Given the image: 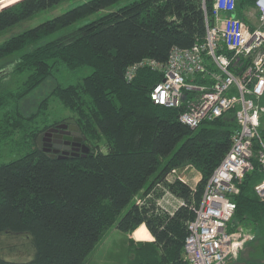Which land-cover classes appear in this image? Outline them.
I'll list each match as a JSON object with an SVG mask.
<instances>
[{
	"label": "trees",
	"instance_id": "1",
	"mask_svg": "<svg viewBox=\"0 0 264 264\" xmlns=\"http://www.w3.org/2000/svg\"><path fill=\"white\" fill-rule=\"evenodd\" d=\"M61 1L0 0V232H28L35 248L32 258L12 260L2 256L0 245V264H82L113 224L140 239H130L127 264H187V222L231 146L239 126L235 110L191 127L179 118L181 107L152 99L162 70L142 65L130 80L125 73L143 58L164 64L174 45L202 40L203 0H132L75 26L119 1L85 0L25 25ZM252 3L237 0L238 12L245 17ZM206 5L210 15L211 0ZM85 66L92 70L77 81L53 84L25 111L23 102L47 78ZM53 100L71 111L85 135V155L59 157L39 146L38 132L59 121L49 118ZM12 151L19 155L5 160ZM187 164L201 173L195 185L164 179ZM263 177L255 157L233 196L229 229L242 225L254 232L238 264H264V200L254 187ZM160 181L184 199L173 213L158 207L155 194L146 196Z\"/></svg>",
	"mask_w": 264,
	"mask_h": 264
},
{
	"label": "built area",
	"instance_id": "2",
	"mask_svg": "<svg viewBox=\"0 0 264 264\" xmlns=\"http://www.w3.org/2000/svg\"><path fill=\"white\" fill-rule=\"evenodd\" d=\"M203 3L206 33L202 40L187 47L174 45L164 64L143 58L129 65L125 76L132 79L142 65L162 70L164 77L153 87L152 99L181 107L179 118L191 127L235 110L239 126L187 222L184 256L187 264H238V254L254 232L242 225L229 229L236 206L233 196L255 157L264 170V139L259 130L264 113V0H253L244 10L245 17L238 12L237 0H211L210 15L206 0ZM176 172L172 168L164 179L179 178L193 185ZM162 184L158 182L146 196L152 197L162 187L158 207L173 213L184 199ZM254 187L264 200V177Z\"/></svg>",
	"mask_w": 264,
	"mask_h": 264
},
{
	"label": "rangeland",
	"instance_id": "3",
	"mask_svg": "<svg viewBox=\"0 0 264 264\" xmlns=\"http://www.w3.org/2000/svg\"><path fill=\"white\" fill-rule=\"evenodd\" d=\"M83 1L85 0H63L52 7L44 8L38 11L32 18L28 19L27 21L25 20V25H35L40 21L63 12L66 9ZM129 1L132 0H119L108 7L102 8L90 14L89 16L79 19L74 23V25L76 26L82 24L85 21L97 17L109 10L117 9L119 6ZM91 70V66L82 67L77 71L62 69L55 76L47 78L40 86H38L27 96V98L23 102L25 111L30 112L31 110H33L37 106L38 100L51 90L53 84L57 82L65 84L68 82L77 81L84 74L90 72ZM48 111L50 114V120L59 119V121H61L62 118L65 119L72 117L70 116L71 111L68 108H64L58 100H53L51 102ZM103 148H105V146H103ZM18 155V152L12 151L9 156L5 158V160L16 157ZM2 160L4 159H0V162ZM175 169L177 170L175 175L181 174L183 177L187 178V180L193 183V185L199 178L198 170L191 164L177 167ZM162 185L167 186L166 183H163ZM154 194L158 198H160L162 194V187L157 188ZM129 206L130 205H127L121 211L120 216L128 209ZM132 235L133 232H124L123 230L119 229L116 224L111 225L105 230L96 246L93 248V250L90 252V254L82 264H127L131 254L130 239L132 237L134 238V236ZM0 245L1 254L7 259L27 260L32 258L35 252L32 236L28 232L3 230L2 232H0Z\"/></svg>",
	"mask_w": 264,
	"mask_h": 264
},
{
	"label": "flooded vegetation",
	"instance_id": "4",
	"mask_svg": "<svg viewBox=\"0 0 264 264\" xmlns=\"http://www.w3.org/2000/svg\"><path fill=\"white\" fill-rule=\"evenodd\" d=\"M66 119L67 118L48 125L46 128L38 132V144L43 147L44 150L57 154L67 150L70 153L73 151L75 146H81L83 142H86L85 135L83 133H80V135L77 134L76 130L74 128H70L69 125L65 127L58 125ZM40 133H42L41 136ZM66 147L68 148L66 149ZM56 149L58 152H56Z\"/></svg>",
	"mask_w": 264,
	"mask_h": 264
},
{
	"label": "water",
	"instance_id": "5",
	"mask_svg": "<svg viewBox=\"0 0 264 264\" xmlns=\"http://www.w3.org/2000/svg\"><path fill=\"white\" fill-rule=\"evenodd\" d=\"M68 123H70V124H68ZM58 125L59 126H64V127L69 125L70 128H74L76 130L77 134L80 135V133H82V131L80 130V127H79V125L76 122L74 117H69L66 120L60 122ZM41 135H42V133H40V136ZM79 138H81V137H79ZM67 148L68 147H66V149ZM89 150H90L89 145L86 142H83L81 144V146H75L73 151H71L70 153L67 150H64L63 152L58 153V154L57 153H51V154H57L59 157H65V156H68L69 154H73V155L82 154V155H85ZM56 152H58L57 149H56Z\"/></svg>",
	"mask_w": 264,
	"mask_h": 264
},
{
	"label": "crops",
	"instance_id": "6",
	"mask_svg": "<svg viewBox=\"0 0 264 264\" xmlns=\"http://www.w3.org/2000/svg\"><path fill=\"white\" fill-rule=\"evenodd\" d=\"M200 176H201V173H200V171H198V177L200 178ZM199 178H198V180H199ZM197 180V181H198ZM145 224V223H144ZM146 225V224H145ZM150 231V230H149ZM151 232V231H150ZM152 234V233H151ZM131 235V234H130ZM129 235V236H130ZM153 235V234H152ZM133 236V235H132ZM136 240H140L139 238H136V237H134ZM154 238V236L153 237H148V238H145V239H153ZM142 240V239H141Z\"/></svg>",
	"mask_w": 264,
	"mask_h": 264
},
{
	"label": "bare ground",
	"instance_id": "7",
	"mask_svg": "<svg viewBox=\"0 0 264 264\" xmlns=\"http://www.w3.org/2000/svg\"><path fill=\"white\" fill-rule=\"evenodd\" d=\"M245 10V9H244Z\"/></svg>",
	"mask_w": 264,
	"mask_h": 264
}]
</instances>
